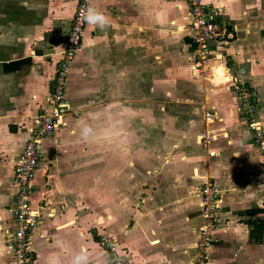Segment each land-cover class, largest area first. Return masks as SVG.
<instances>
[{
    "label": "crops",
    "instance_id": "0c3cea01",
    "mask_svg": "<svg viewBox=\"0 0 264 264\" xmlns=\"http://www.w3.org/2000/svg\"><path fill=\"white\" fill-rule=\"evenodd\" d=\"M204 1L221 9L222 18L227 14L235 27L247 25L244 32L237 29L241 39L224 50L231 55L233 46H240L237 55L249 69L261 107L259 118L264 121V53L258 49L264 45V0ZM76 3L0 0V264H12L5 242L16 229L11 216L14 168L29 131L48 111L60 59L56 57L66 36L61 34L62 21L69 8L74 14ZM187 11L186 0H90L85 38L70 64L64 94V101L79 116L66 117L65 124L42 141L32 183L30 205L40 213L39 233L29 239L33 264H191L203 223L199 191L207 179L220 194L212 241L202 264H264V154L241 128L230 88L226 87V96L207 95L206 84L192 74L188 58L193 45L184 31ZM255 25L261 28L252 37ZM219 69L215 84L223 83ZM160 74L168 75V80L160 82ZM175 85L202 92L214 120H205L201 136L216 129L213 136L218 141L204 149L206 168L191 170L188 154L194 149L181 150L174 144L177 140H169L178 126L175 131L148 126L149 148L152 144L156 150L160 136V148L166 157L169 154L163 163L154 159L155 167L163 173L168 166L184 170L180 176H169L167 169L164 177H149L145 189L147 183L135 170L152 165L139 158L140 119L145 117L138 112L145 116L143 109L149 110V121L165 120L156 113L158 106L167 110L187 105L189 120L201 104L197 93L180 90L174 97L172 89L161 93L164 99L158 104L154 102L156 91ZM194 122L188 123L186 133ZM95 149L100 152L99 163L90 161ZM210 152L215 156L209 157ZM97 167L106 169L107 175L95 180L99 188H89L94 181L86 170ZM97 201L99 206L93 204ZM108 234L117 238L116 256L100 242Z\"/></svg>",
    "mask_w": 264,
    "mask_h": 264
},
{
    "label": "built area",
    "instance_id": "2783aa9c",
    "mask_svg": "<svg viewBox=\"0 0 264 264\" xmlns=\"http://www.w3.org/2000/svg\"><path fill=\"white\" fill-rule=\"evenodd\" d=\"M76 2L64 39V47L60 53L61 59L51 82L48 111L39 118L37 126L29 131L14 168L15 193L11 216L16 229L5 242L11 252L12 264H33L34 257L30 250L29 239L39 233L40 213L31 208L30 196L37 172L40 146L45 138L53 136L65 124L66 116L72 114L70 105L64 101V94L70 64L81 45L83 31L89 18L90 0H76ZM186 3L188 11L184 31L194 47L190 66L192 74L210 81L214 69L221 67L222 75L226 79L224 84L237 90L240 102L249 108L248 113L252 115L254 109L251 108V101L254 94L238 79L245 74V70L235 71L234 68H230L229 63L233 59L229 58L224 50L230 43L237 41L235 32L221 20L220 10L212 8L204 0H186ZM235 72L237 76L233 74ZM205 120L212 122L213 113H206ZM247 132L251 135L254 146L264 154V125L251 119ZM213 137H200L205 148ZM214 156V152L209 153V157ZM219 194L218 188L209 179L199 191L203 223L198 230L195 242L196 255L191 264H202L206 258L217 220ZM100 242L105 248L114 252L115 247L108 246L107 238L101 236Z\"/></svg>",
    "mask_w": 264,
    "mask_h": 264
},
{
    "label": "rangeland",
    "instance_id": "374dc122",
    "mask_svg": "<svg viewBox=\"0 0 264 264\" xmlns=\"http://www.w3.org/2000/svg\"><path fill=\"white\" fill-rule=\"evenodd\" d=\"M225 4H227V3H225ZM72 14H73V7L69 8L67 10V12H66L67 19H65V21L64 20L62 21L63 22L62 25L64 24L61 27L62 28V30H61V34L62 35L66 34V32L68 31V28H69L68 27V22L73 17ZM253 16L256 17L257 14H253ZM221 20L226 22V24L228 26H230V28L235 32V34L237 32V29H238V31H241V30L243 31V30H245V28L247 26V25H240V26L235 27L234 24L230 23L227 14H224V17L223 18L221 17ZM255 26L256 27H253V29H252L253 30L252 37H254L255 34H258L260 32L259 29L261 27H259V25H255ZM84 33H85V30L83 31L82 41L85 38L84 37ZM235 37H236V39L237 38L241 39L240 37H237V35ZM237 42L238 41H236V43ZM262 42H263V39H262ZM230 44H232V43H230ZM239 47L240 46H233V48L231 49V50H233L231 55L227 54L229 56V58L233 59L232 61H230V63H229L230 66L229 67L230 68H234L235 71H238L239 69H244L245 70V74L239 76L238 79L240 80V82H243L246 85V87L250 91H252L253 94H254L253 95V101H251V108L254 109L252 115H250L248 113L249 108L247 106H244V104L242 102H240L239 94H238L237 90H235V88H233V87H229L227 84H224V81L226 80L225 77H222L223 84L222 83L221 84H215L214 81H212V79L215 77V73L214 72H213V78H211V79L209 78L210 81L208 79H202V78H199V80L201 82H204L206 84V86L208 87V89H207L208 91L206 93L207 95L209 94V95L212 96L214 94H216V95L219 94L221 96L222 95L226 96V93H228L226 87L230 88V90H229L230 92L229 93H231V97L233 96L237 100V104L236 105L238 106V122H239L241 128H244L245 130H247L251 119L259 121L263 125H264V121L259 118V114L258 113H259V110H260L261 107H260V105H258V102H257L258 93L253 88V86L251 84V81L249 79V69H247L245 67V65L242 63V61L240 60L241 58L240 57L238 58L237 52H238V49L240 50ZM261 47L264 48V45L261 46ZM263 48H258V49H261V50H259L260 54L264 53V49ZM177 54L180 56V52L179 51H177ZM56 58H60L61 59V57H59V56H57ZM60 59H58V60H60ZM142 59H143L142 64L145 65L147 59H146V57H144ZM242 59H243V57H242ZM189 61H190V64H191L192 60L189 59ZM222 74H223V72H222ZM233 74L235 76H237V72H235ZM158 79L160 80V82L166 81V80H168V75L160 74L158 76ZM182 83H180V85ZM160 84H163V83H160ZM180 85H175V86H172L171 88H168V89H166L167 87L165 88V86L162 87L160 90L156 91L157 94L154 97V99L156 101L154 100V102L156 104H158V102H157L158 100H161L162 98L164 99V97H162V94L165 95V92L171 91L170 89H172V91H173L171 96H173V93H174V97H176V95H178L177 92H175V91H180L181 90L184 93H188L189 92L186 95H190V91L193 94L198 92V89H195L193 86L181 87ZM90 90H92V89L91 88L87 89V91H90ZM197 94H198L197 100L199 101L200 96L202 95V92L201 93H197ZM164 106L165 105H163L162 107H164ZM187 107H188L187 105H184V106L171 105V106H168L167 110H164L163 108L160 109V106H158L156 113L157 114L158 113H162V115L165 116V120H164V117H159V118H157L156 121H151V120L149 121V119H148L149 118V116H148L149 115L148 114L149 110H147V109L144 110L143 109L142 113L146 114L145 116H143L141 113L138 112V115L140 117H142V118L145 117L144 119H140V123H141L140 130H141V133L139 134L140 135V139H139L140 140V147H139L140 148L139 149L140 150V153H139L140 156H139V158L141 157L140 160L142 162H144V164L146 163V165H149V164L152 165L151 167L144 166V167H141L140 169H136L135 170V173H136L135 175L141 177L142 181L147 183L146 185H143V187L145 189L149 188V186H150L149 177H152V176L164 177L165 173L167 172V169L169 171V173H167L169 176H171V177H172V175L180 176L182 174L183 170H184V168L181 167V166L176 167V169H174V170H170L169 168H171V167L168 166V167H166V169H164V173H163L162 169H160L159 167H155L158 164H154V162H153L154 159H156V161H158V163H160V162L163 163L166 159H167V161L169 160V154L166 157V155L164 154L165 151L162 150V148H160L163 145L161 143L162 139H161L160 136H158V138H157V142H156V147L157 148H156V150L153 151L154 146L152 147V144H150L151 145V149L149 148L148 135H147V132H146L145 129H147V127L150 126V125H155L157 127V129H161V130L164 129L165 131H168L170 128L174 129V131H175L174 127L177 125L178 126V130L176 132H174L175 135L173 134V132L171 133V138L169 140H173V141L177 140V142L175 141L174 144L179 145L181 147V150H182V148L188 150L187 149L188 147H189L190 150L194 149L193 152H190L188 154L189 158H190V161H191V166H190L191 170L194 167L197 168V169L200 168V167L206 168L205 162L203 161L204 157H202L203 155H205L204 142L202 140H200L199 137H202L201 135L205 134V132L203 133L204 127L202 128V126L204 124H206V122H205L206 113H210L212 111V110L209 109L211 107V105H207L205 101L201 100V104L198 106V108H199L198 112L194 116H192L193 118L191 117L189 120H188L187 116H191V113L188 111ZM150 112H151V110H150ZM70 113H72V114L71 115H67L66 117L78 118V116H79L78 112H75V111L71 110ZM153 117H151V118H153ZM185 118L187 119V122L184 121ZM191 119L193 121H196V122H194V125H192V127H190L189 133H186V129L185 128H189L188 127V123L190 121H192ZM99 128H100V126L98 125L97 130H99ZM213 130H214L213 133L209 134V137H212L216 133L215 132L216 129H213ZM187 131H188V129H187ZM249 138L251 140V135H249ZM217 141H218V138L216 136H214L213 139L210 141V143L217 142ZM171 144H173V143H171ZM165 146L167 147L166 144H165ZM206 148H208V146ZM137 151H138V149H137ZM93 154H94V157L90 158V161L91 162L94 161V162L99 163V161H100V152H99V150L98 149L93 150ZM126 154H127V156H130V153H126ZM182 154L186 155L184 153H182ZM135 156H136V151H135V155L131 156V159H135ZM139 158H138V160H139ZM186 161H188V158H186ZM188 163H189V161H188ZM171 171H172V173H171ZM86 172H87L88 178H92V180L94 181L92 184H88L87 185L89 188H91V187L92 188H96V187L99 188V186H97L98 184H95V180H99L100 176H102V175L103 176L107 175L106 169L102 170V168H100V167L93 168V169H87ZM154 173L158 174V175H154ZM113 175H114V172L110 169L109 172H108L109 178H112ZM93 204L99 206L100 202L99 201L93 202ZM112 204H113V206H115V203L112 202ZM128 210H130V209H128ZM111 234L105 235L103 237H105V238H107L109 240L108 246L115 247V250H114V252H111L109 249H107V248H105V249H107L110 253L115 254V256H116V253L118 252V248L115 246L117 238L114 235L112 236ZM116 263H117V260H116Z\"/></svg>",
    "mask_w": 264,
    "mask_h": 264
},
{
    "label": "trees",
    "instance_id": "16d2710c",
    "mask_svg": "<svg viewBox=\"0 0 264 264\" xmlns=\"http://www.w3.org/2000/svg\"><path fill=\"white\" fill-rule=\"evenodd\" d=\"M193 52H194V50H193V47H192V50L190 51V53H189V58L188 59H191L190 57L193 55ZM189 63H190V61H189ZM190 66H191V64H190ZM202 99H201V97H200V99H199V101H201Z\"/></svg>",
    "mask_w": 264,
    "mask_h": 264
},
{
    "label": "bare ground",
    "instance_id": "6f19581e",
    "mask_svg": "<svg viewBox=\"0 0 264 264\" xmlns=\"http://www.w3.org/2000/svg\"><path fill=\"white\" fill-rule=\"evenodd\" d=\"M216 70H220L219 67L215 68L213 72L216 73Z\"/></svg>",
    "mask_w": 264,
    "mask_h": 264
}]
</instances>
